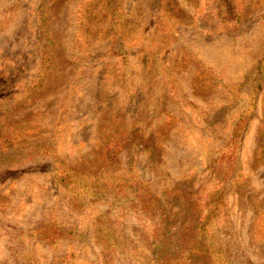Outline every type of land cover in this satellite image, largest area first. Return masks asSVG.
Here are the masks:
<instances>
[{"label": "rangeland", "instance_id": "rangeland-1", "mask_svg": "<svg viewBox=\"0 0 264 264\" xmlns=\"http://www.w3.org/2000/svg\"><path fill=\"white\" fill-rule=\"evenodd\" d=\"M0 264H264V0H0Z\"/></svg>", "mask_w": 264, "mask_h": 264}, {"label": "trees", "instance_id": "trees-1", "mask_svg": "<svg viewBox=\"0 0 264 264\" xmlns=\"http://www.w3.org/2000/svg\"><path fill=\"white\" fill-rule=\"evenodd\" d=\"M241 123L242 119H238L237 122L233 125L232 131L230 134V140L231 144L227 149L223 152H221L219 155L215 156L211 160V165H209L208 169L209 171L211 170V173H214L215 176H218L222 182L225 180L229 179L235 169V165L237 163V142L240 137V131H241ZM176 191L175 189L170 190L167 192L168 194H171ZM165 194V195H166ZM182 201H183V207L182 209H185L189 212H194L196 213V216L203 214V210L206 208L205 204L202 202L201 198H193V193L192 191H184L182 194ZM147 212H154L156 209L160 211H165V206L162 205L159 202V199L152 197L151 201L146 203V206L144 207ZM164 217H166L164 215ZM162 221V219H161ZM158 225V227H157ZM163 225V224H162ZM160 225L157 222L154 224L155 228L152 230V234L154 237L161 238L162 237V228L163 226Z\"/></svg>", "mask_w": 264, "mask_h": 264}]
</instances>
